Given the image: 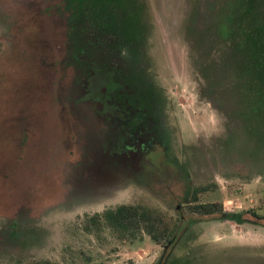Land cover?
Segmentation results:
<instances>
[{"label":"rangeland","instance_id":"374dc122","mask_svg":"<svg viewBox=\"0 0 264 264\" xmlns=\"http://www.w3.org/2000/svg\"><path fill=\"white\" fill-rule=\"evenodd\" d=\"M69 4L0 0V264H264V110L224 79L237 0ZM112 97L164 144L110 148Z\"/></svg>","mask_w":264,"mask_h":264},{"label":"trees","instance_id":"16d2710c","mask_svg":"<svg viewBox=\"0 0 264 264\" xmlns=\"http://www.w3.org/2000/svg\"><path fill=\"white\" fill-rule=\"evenodd\" d=\"M67 1L70 2L69 5L74 3V0ZM77 1L78 0H75V2ZM253 1L254 0H252L251 3L248 4L249 6H247V2L237 0L239 3V14L237 13V15H240V17L236 23L232 24L231 35L234 36V38L237 36L240 37L239 40H235L238 51L236 53H234V51L225 57L226 63L223 65L226 69L227 75L224 79L226 80V84L231 83V85H234L237 90L241 91L240 93H247L249 97L246 98V101H249L257 106H263L264 110V13L261 12L259 8V11L256 10L257 13L252 12L255 13L257 21L253 19L252 16L247 15L250 14V11L252 10V4L255 5L258 3L257 6H261V1L263 0H260L259 2ZM237 15L235 17H237ZM234 20L232 22H234ZM226 25L227 24H224V26ZM226 66L231 67V70L226 68ZM116 212L118 215L116 220L118 223L122 224L127 217L137 218L138 216L137 211L135 208L133 209V207H130L129 210L119 207ZM197 212L217 213L219 215V220L233 222L237 225H244L248 223L247 218H245L243 214L227 213L215 204L198 205ZM255 217L263 219L257 215H255ZM140 220L147 224L149 222L146 218V214H142ZM145 232L155 244L159 245L162 243L160 236H158V232H156L153 227V224H149V227H145ZM163 236L165 237L166 234L163 233L162 237Z\"/></svg>","mask_w":264,"mask_h":264},{"label":"flooded vegetation","instance_id":"af4514ba","mask_svg":"<svg viewBox=\"0 0 264 264\" xmlns=\"http://www.w3.org/2000/svg\"><path fill=\"white\" fill-rule=\"evenodd\" d=\"M124 81V86L127 88L129 86V81ZM111 83H113L112 87H115L116 91L119 86L118 78L115 77L114 80H111ZM120 87L122 86H119V88ZM108 106L111 107V112L107 115L109 119L106 120L105 118L107 126H110L111 130L119 129L117 131L121 132L122 135L120 141L115 140L114 144H112L113 141L110 142V148L120 150L133 158L137 155V149L132 146V142L135 139L138 140L140 148L148 144L151 149H155L164 144L159 134V121L155 120V116L151 114L148 109L142 108L139 105H134L133 98L112 97ZM115 107L118 108L115 109ZM140 112L142 115H139ZM137 130L142 133V135L134 138ZM114 134H116V132H114ZM123 160L128 161V158L125 156Z\"/></svg>","mask_w":264,"mask_h":264}]
</instances>
